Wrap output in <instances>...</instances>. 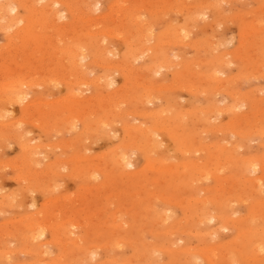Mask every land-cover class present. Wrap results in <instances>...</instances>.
Masks as SVG:
<instances>
[{"label":"rangeland","instance_id":"rangeland-1","mask_svg":"<svg viewBox=\"0 0 264 264\" xmlns=\"http://www.w3.org/2000/svg\"><path fill=\"white\" fill-rule=\"evenodd\" d=\"M107 1L108 0H95L97 4L94 3L93 7L95 9L99 8L96 13H94L95 17L106 12ZM180 1V3L172 4L170 7L160 11V13L157 14V19L159 21L150 23L151 29H147V31L149 30L148 33L152 35V40L149 39L146 41V46H155L159 42L160 35L164 34L168 29H173L174 27L181 25H184L183 27L187 26L188 24L185 22L182 14L183 11H193V8L195 10L198 6H201L199 7L200 11L205 15L200 17V23H194V25L190 27L191 31H189V37L185 40V43L183 42L184 45L179 43L168 44L169 42H166L164 35V39L160 43V50L167 54L171 59L174 58L173 61H175V63H177V60L173 56L181 54L183 61L190 64L192 74L185 79L175 80L173 75L174 69L170 68L163 70L159 75H155V78L152 77L153 83H155V91L153 92L154 98L153 102L147 103L146 110L149 114L156 113L160 107H164L163 101L160 97L169 96L174 98L179 110L185 112H188V110L189 112H199L201 110L200 112H203L202 110L208 109L210 111H204L209 115V119L210 114L211 116L213 115L210 119V125L213 128L210 131L206 129L202 122L197 124L193 122L191 115H188L183 119V126L186 127V129L195 131L198 134L197 140L201 146L208 147V150L193 154L188 153V156L186 155L187 161L201 163L210 162L211 160L208 154L217 153L216 147L218 144L232 150L237 157L239 156V158L245 160L246 158L248 159L253 156H264V138L259 135V129H264V113L262 112V110L264 111V0ZM181 4H183V6L185 5V7ZM203 4L206 5V7ZM188 5L190 7H188ZM59 9H61V7H59ZM138 14L140 19L144 22H148L149 20L153 21L155 18H152L149 13L143 9L139 11ZM246 24L252 27V31H250L247 36V38L249 37L248 41L250 42V40H253L254 42V45L248 49L243 45L244 39L242 36L243 29L245 28L244 25ZM253 29H255L254 33ZM4 42L5 38L2 32H0V47ZM107 43L114 46L116 50L118 49V52L122 48L121 41L116 40L115 38L107 40ZM19 57L16 58V62L21 64L23 62V56ZM220 57H222L224 61H227L228 64L225 73L219 75L222 80L227 82V84L225 86L226 88L220 89L219 86L217 87L218 89H216V86L212 85L211 80H205L202 75H204L211 63L219 64L218 58ZM141 60L142 61L138 60V62H134L133 66L139 67L144 61H146V59ZM12 64L10 62L8 65L16 67L15 63ZM37 65L41 68L40 70ZM47 65L48 62L36 64L31 73L27 70L20 71V73L24 74L30 82L32 80H34V82H37V80L41 82L46 79L45 85L44 83H36L38 87L35 86L32 89L25 87L28 89L29 94L31 92L30 95L27 94L28 100H31L33 96H36L37 98H40L37 102H50L52 100L54 102L58 97L65 96V85H51V76L49 75L50 72ZM97 68L98 67H95L91 70L92 72L90 71V76L92 78H98L103 73L102 68ZM114 75L116 82L115 87H118L123 83V78L117 73H114ZM42 77L44 79H42ZM143 82L145 83L146 81H144L143 78H138L137 83L139 85H136L135 87H141ZM83 91L82 94L84 97L90 96L93 93L92 89L88 91L86 87H83ZM232 97L237 98L240 102L243 101L246 102V104L249 103L240 110L242 113L240 111H236L235 115L228 114V112L226 113L224 107L231 104ZM38 104L39 103L36 105ZM23 105L25 104L23 103ZM21 107L22 105H15L13 106V109L11 107L9 110H12V115L16 122H22V129L28 132L27 138L32 141L30 143L41 144L45 149L44 154L39 155L37 159L43 160L44 155H48V160H43L40 163L37 162L36 164H39H35L32 169L33 171H31L32 173L21 172L19 168L15 170L12 168L13 165L19 167L22 159L19 144L13 138H10L6 142L0 141V187L5 190L4 193L6 192L8 194L10 192L14 194L18 200H21V205H24L21 207L19 205H15L14 207H8L7 205L1 206L3 207V212H0V264H31L30 262L33 260L36 262L34 263L33 261V264H44L43 262H49V264H71L72 262V264H74L73 258L79 252L73 251L71 244L65 240L64 232L63 235L58 236V238L61 239L58 243L57 241H54L50 230L47 231L46 237L42 238L40 241L43 243L50 239L51 242L49 243L48 241V243H46L47 245L43 246L44 248H42V250L44 249V252L42 251L40 254L37 252L33 254L22 251L28 243L24 240L22 235L21 229L23 224L21 223V220L35 214L39 209H41V212H48L50 210L52 212L51 214H53L52 220H57V218L62 217L67 211L68 213L66 214L68 218L63 216L62 221L67 220L65 222L72 221V223H79L77 227H71L69 226L70 224L68 227L71 232L75 231L76 236L79 235L80 238L84 240L81 242L82 246L84 245L86 248V246L91 247L93 245H102L103 248H98L100 249V252H98L100 254L96 261H94L96 264L98 262H104L105 264V260L110 263L115 260L114 258L132 259L131 257L134 256V251L127 243L129 241H136L140 246H143L144 244L156 246L162 244L163 246H168L170 242H167V239L169 238L172 240L173 248H175V250H178L177 248H180V246H187V248L214 246L211 249L216 248V250L219 251L215 255L217 256L216 262L218 264H229L227 258L225 261L226 256L230 257L229 262L232 264H257L258 259L253 260V258H251V252L241 254V243L244 240L237 238V228L242 232L246 231V228H254V230L260 233L263 239L259 240L260 242H257V246H260V250L263 249V251L261 250L262 255L259 256V261L264 259V246H262L264 245V178L262 181L259 180L264 176V173L261 172V170L258 169L256 173L254 172L251 175L253 179L257 178L256 180H259V183L262 182L258 189L253 188L250 183H246L245 180L239 176L237 172V163L227 164L224 161H222L223 163L220 165H223L224 163L226 165L221 167L218 175L221 176L222 174L221 177L228 178L226 179L227 181L221 180L222 182L218 183L213 179H209L203 180L205 182L202 180V182L198 181V184L194 183L192 187L196 188V186H200L199 189L202 190L200 193L197 191L199 197L197 202H193L195 207L202 208L204 205L203 202L207 199V201L211 202L209 209L212 214L219 215L222 208L233 220L232 223H229L230 229H225L219 220H216L217 222L208 221L205 225L206 228L204 227L205 229L203 228L204 230L201 232L202 228L199 226L197 227L194 222L195 215H192V211L194 210L190 209L184 211L183 207L177 205L178 202L186 203V201L189 200L188 197L191 194L192 187L187 186V184L185 185V183L178 185L176 188H169L162 179L159 180L158 184L152 183L157 177V174L153 173L152 170L140 174L139 177H136L129 182H123L119 179H115L114 182L113 178L110 177L109 179H106L103 176H100L97 180L92 179L90 181L84 178L85 169L89 167L90 164L101 163L104 167L106 166V170L110 172V168L104 163V160H108L109 154L119 145L124 137L122 131L123 127L120 123L114 128L115 132L111 133V139H96L91 137L75 148L76 145L73 140L74 131L64 130L62 132H45L43 131V128H40L42 127L40 124L44 122H40V120L37 119L38 117H36V113L24 117L21 114ZM37 107L38 106L34 105L32 111H36ZM47 107L48 106H46V108ZM224 110L225 112H223ZM236 114H245V118L242 116L237 120ZM21 116H23V118ZM136 116L137 115H131L128 119L136 124L140 121L148 124L151 121L150 118L143 119L142 117H140L141 120L138 121L135 120V118H137ZM21 118L22 120H16ZM35 122L38 123L36 124L38 127L33 125ZM236 134L239 136H236ZM160 139L163 141V147L161 150L164 151L168 148L169 144L171 145V141L164 135H162ZM43 144H50V146L46 145L45 148V145ZM126 151L131 154L132 150L127 148ZM76 152L80 155L86 153L85 157H89V160H83L82 157L81 160L70 162L69 166L64 165V167H60L56 172L57 175L52 174L51 167H49L51 163L55 160L61 161L62 159L61 165H63L65 162L64 160H70L74 157ZM135 153L136 154L130 155V157L132 156L131 159L134 166H131L128 171L132 170V172H135L143 164L142 154L139 152ZM162 155L163 154L159 150L153 154V158L158 160ZM220 155L221 153L219 152L218 156ZM181 159L182 156L178 155L175 151H170L167 155L168 164L179 165V163L182 162ZM47 162L51 163L49 164ZM8 163L9 167L7 165ZM74 167L80 169L79 174H73L72 171ZM18 175L21 179H16V176L18 177ZM221 184H223V188L220 189ZM81 186L82 188H80ZM28 187H38V190L33 193L29 192L24 194V190ZM167 190H170L177 199L173 201L172 199L167 198ZM50 198L56 200V202H52L53 200ZM54 198H58V200ZM47 199H50L51 201L48 200V203H46ZM45 203L47 204L46 208H44ZM149 205H151L150 209ZM163 209H171L175 212L177 224H173V219L172 221L169 220L167 224L164 223L162 226H159L158 223L155 224L152 222L153 211ZM73 211L77 212L76 215H73V213L71 214ZM94 211L95 213H93ZM42 215L44 216V214ZM25 216L26 218H24ZM112 216H116L117 223L121 222L122 225L125 224L124 226L126 228L121 230L120 234L122 235V238L125 239L127 245L123 244L117 248L112 246L113 230L110 226ZM252 216L255 217L253 218ZM18 219L20 220L18 221ZM46 221L49 223L48 219ZM231 224L232 227H230ZM242 227H245V229H241ZM196 228H198V230ZM217 228L219 232L217 231ZM173 230L174 233L176 232L175 234L172 232ZM210 231L211 233L213 232L214 240L212 237H209L210 239L208 238V233L210 234ZM166 233L169 234L167 235ZM2 234L3 236H1ZM200 235L203 237L202 239L199 238ZM236 239L239 240L237 241ZM65 244H67V246ZM106 245H110L111 249L109 248V251L105 248ZM19 249L22 250L19 251ZM104 249L106 251H104ZM10 250L11 253L15 250V253L12 255L11 253L9 254ZM176 254L170 258L161 255H158V257L162 259L161 261L164 264L168 261L170 262V260L172 264H183L186 259L184 254L181 256ZM155 256H157V254ZM61 257L63 258L61 259ZM109 257H113L111 258V261ZM38 259H40V261H38ZM222 260H224V262H221ZM199 264L208 263L202 262L201 260Z\"/></svg>","mask_w":264,"mask_h":264},{"label":"bare ground","instance_id":"bare-ground-1","mask_svg":"<svg viewBox=\"0 0 264 264\" xmlns=\"http://www.w3.org/2000/svg\"><path fill=\"white\" fill-rule=\"evenodd\" d=\"M179 1L108 0L106 12L95 17L94 13H96L97 9H99H95L93 7L94 3L97 4L95 0H0V32H2L5 38L4 44L0 47V141L6 142L10 138H13L19 144V149L22 153L21 164L19 167L13 165V169L16 170L19 168L21 172L32 173L31 171H33L32 169L37 162L40 163L43 160H48V155H44L43 160L37 159L39 155L44 154L45 149L41 144L30 143L32 141L27 138L28 132L22 129V122H16L15 118H13L12 110H9L11 107L13 109V106L15 105H22L21 114L24 117H27L36 113L35 115L38 117L37 119H39L40 122H44L40 124L42 125L40 128H43V131L48 133L52 131L62 132L64 130L74 131L73 140L75 141V148L80 144H83L84 141L91 137L109 140L112 137L111 133L115 132L114 128L116 125L119 123L122 125L124 137L119 145H115L117 147L110 154L108 153V160H104V163L110 168V172L107 171V167H104L101 163L93 165L90 164L84 172V178L88 181L92 179L97 180L100 176H103L106 179H109L110 177L113 178L114 182L115 179L122 180L123 182H129L130 180L139 177L140 174H144L147 171L149 172L152 170L153 173L157 174V177L152 181V183L158 184L159 180L162 179L169 188H176L178 185L183 183L192 187L194 183L198 184L203 180L213 179L218 183H221V180L227 181L226 179L228 178L221 177L222 174L221 176L218 175L221 167L226 165L225 163H237V172L239 176L243 178L246 183H250L253 188H259V185H261L260 183H262H259V180L262 181L264 176L259 180H256L257 178L253 179L251 175L254 172L256 173L258 169L264 173V156H253L248 159L246 158L245 160L239 158V156L237 157L234 154L235 152H232V150L218 144L216 147L217 153L208 154L211 160L210 162L201 163L186 160V155L188 153L193 154L203 150H208V147H204L203 145L201 146L197 140L198 134L195 131L186 129V127L183 126V119L184 117L191 115L193 122L196 124L202 122L206 129L210 131L213 128L210 125V119L213 115L211 116L210 114L209 119V115L204 112H210L208 109L202 110L203 112H200L201 110H198L199 112L196 110V112H189V110L188 112H185L179 110L174 98L161 96L160 98L163 101L164 107H160L156 113L151 112L152 114H149L146 110L147 103L153 102L154 98L153 92L155 91V83H153L152 77L159 75L163 70L170 68L174 69L173 75L175 80L185 79L192 74L190 64L183 61L181 54L173 56L177 60V63H175V61H173L174 58L171 59L167 56V54L160 50V43L165 38L166 42H169L168 44L179 43L184 45L185 40L189 37V31H191L190 27L194 25V23L196 24L199 22L202 15H205L200 11L199 7L201 6H198L195 10L193 8V11H183L181 8L184 20L188 25L185 27H183L184 25H181L174 27L173 29H168L164 34L160 35L159 42L155 46H146V41L149 39L152 40V35L148 33L151 29L150 23L159 21L157 19V14L170 7L172 4L181 2ZM181 5L183 6V4ZM58 6L61 7V9H59ZM204 6L206 7V5ZM183 7H185V5ZM188 7L190 6L188 5ZM142 9L146 10L152 18L155 17L154 20L144 22L140 19L138 12ZM244 27L245 28L242 33L244 39L243 45L248 49L254 45L253 40H250L249 42V37L247 38L249 32L252 31V27L248 24L244 25ZM147 29L149 30L147 31ZM254 32L255 29H253V33ZM112 38L121 41L122 48L119 52L117 51L118 49L116 50L114 46L107 43V40H112ZM19 56H23V62L21 64L16 62V58ZM141 59H146V61H144L139 67H134V62H138V60L142 61ZM8 62H11V64L15 63L16 67L8 65ZM47 62V67L50 72L49 75L51 76V85H65V96L58 97L55 100L56 102H53V100L50 102H37L40 98H37L36 96H33L31 100H28L27 94H29V91L26 88L32 89L35 86L38 87L36 83H44L45 85L46 79L41 82H39V80H37V82H34V80L30 82L24 74L20 73V71L27 70L31 73L36 64ZM218 62L219 64L211 63L202 77L205 80H211L212 85L216 86V89H218L217 87L219 86L220 89L226 88L225 86L227 82L222 80L219 75L225 73L228 64L222 57L218 58ZM37 67L39 66L37 65ZM95 67H100L103 71L101 76L98 78L96 76V78H92L90 76L92 72L91 70ZM40 69L41 68L39 67V70ZM114 73H117L123 78V83L118 87H115L116 82L114 79ZM138 78H143L144 81H146L145 83H142L141 87H135L136 85H139L137 83ZM42 79L44 78L42 77ZM83 87H86L88 91L92 89V95L84 97L82 94V92H84ZM157 89L160 90L159 88ZM23 103L25 105H23ZM37 103L39 104L36 105ZM248 104L243 101L240 102L237 98L232 97L231 104L224 107V109L226 110V113L228 112V114L235 115L236 111H240ZM34 105L38 106L36 111H32ZM46 106L48 107L46 108ZM225 110L223 112H225ZM262 112L264 113L263 110ZM131 115H137L135 120L138 121L141 120L140 117L143 119L150 118L151 121L148 124L143 121L136 124L128 119ZM244 115L245 114H236L237 120L242 116L245 118ZM23 116L21 117L23 118ZM22 118L16 120H22ZM25 122L28 123L27 121ZM36 124L38 123L35 122L33 125L38 127ZM259 132V135L264 138V129H259ZM162 135L166 136L171 141V145L169 144L168 148L164 151L161 150L163 147V141L160 137ZM236 136L239 135L236 134ZM43 145H45V148L46 145L50 146V144ZM127 148L132 150L131 154L126 151ZM159 150L163 155L158 160H155L153 158V154ZM172 150L182 156V162L179 163V165L168 164L167 155L170 151L173 152ZM135 152L142 154L143 164L135 172H132V170H130V172L128 170L131 166H134L131 159L132 156L130 157V155L136 154ZM219 152L221 153L220 156H218ZM85 155L86 153L80 155L76 152L74 157L70 160L65 159L63 165H61L62 159L61 161L55 160L53 163L50 162L51 164L49 162L47 163L50 164L49 167H51L52 174L57 175L56 172L58 169L60 167H64V165L69 166L70 162L81 160L82 157L83 160L86 159V161H88L89 157L86 158ZM222 161L225 163L220 165L223 163ZM7 165L9 167V163ZM76 168L77 167H74L72 171L74 175L79 174L80 172V169ZM19 175L18 177L16 176V179H21ZM80 188H82V186ZM199 188L200 186H196V188L192 187L191 194L188 197L189 200H187L186 203L178 202L177 205L183 207L184 211H188L190 209L194 210L192 211V215H195L194 222L197 227L199 226L202 228L201 232H203L206 228L205 225L208 221L215 222L216 220H219L225 229H230L229 223H232L233 220L227 212H224V209L221 208L219 215L212 214L209 209L211 202L207 201V199L203 202L204 205L202 208L195 207L193 202H197L199 197L197 195V191L198 193L202 191ZM221 188H223V184H221L220 189ZM37 190L38 187H28L23 193H33ZM4 191L5 190L0 187V212H3V207L1 206L4 205H7L8 207H14L15 205H19L20 207L24 206L21 205V200H18L14 194L10 192V194H7L6 192L4 193ZM166 195L168 196L167 198L172 199L173 201L177 199L170 190H167ZM50 199H47L46 203H48L47 201ZM54 199L58 200V198ZM54 201L56 202V200H53L52 202ZM46 203L44 204V208L47 206ZM150 208L151 205H149V209ZM51 213L52 212L50 210L48 212H41V209H39L35 214H29L31 216L28 218H26V215L24 217L26 219L21 220V223L23 224L21 229L22 235L24 240L28 243L24 250H21L27 253L34 254L37 252L40 254L44 250H42V248H44L43 246H46L48 241L49 243L51 242L50 239L43 243L40 241L42 238L46 237L47 231L50 230L54 241H57L58 243L61 240L58 236L63 235L64 232L65 240L71 244L73 251L79 252L73 258L74 264H96L94 261H96L100 254L98 253L100 252V249L98 248H101L102 245H93L91 247L86 246L85 248L84 245H81V242L84 240L80 238L79 235L76 236L75 231L71 232L68 227L69 224L71 227H77L79 223H72V221L65 222L67 220L62 221L63 216L68 218L66 214L68 213L67 211L62 217L57 218V220H52L53 214ZM72 213L73 215H76L77 212L73 211L71 214ZM93 213H95V211ZM42 214H44V216ZM252 217L254 218L255 216ZM176 218L175 212L171 209H163L153 211L152 222L155 224L158 223L159 226H162L164 223L167 224L169 220L172 221L173 219V224L175 225L177 224ZM47 219L49 220V223L46 221ZM116 219V216H112L110 226L113 230L112 246L117 248L120 245L127 244L125 243V239L122 238V235L120 234V231L126 228L124 226L125 224L122 225L121 222L117 223ZM19 220L20 219H18V221ZM230 227H232V224ZM196 229L198 230V228ZM241 229H245V227H242ZM172 232L174 233V230ZM236 232L237 238L244 240L241 243V254L251 252V258H253V260L258 259L257 264H264V259L259 261V256L262 255L263 249H261V251L260 246H257V242L263 239L260 233L254 230V228H246V231L243 232L237 228ZM1 236H3V234ZM209 237L213 238V232L211 233L210 231V234L208 233V238ZM199 238L202 239L203 237L200 235ZM180 239L183 240L182 238ZM167 240V242H170L168 246H163L162 244L158 246L145 244L140 246V244L136 241H129L127 243L134 251V256L131 257L132 259L114 258L115 260L111 261V258L113 257H109L111 262L109 263L105 260V264H164L158 255L170 258L176 253V255L179 256L184 254V257H186L183 264H199L201 260L202 262H206L208 264H218L216 262L217 256L215 255L219 251H217L216 248L211 249L214 246H206L204 248H187V246H180V248H177L178 250H175V248H173L172 240L170 238ZM65 245L67 246V244ZM105 248L109 251L110 245H106ZM21 250L19 249V251ZM14 251L13 253H15ZM104 251L106 250L104 249ZM10 253L11 250L9 254ZM13 253H11V255ZM156 254L157 256H155ZM62 258L63 257H61V259ZM226 258L228 263L232 264L229 262L230 257L226 256L225 261ZM38 261H40V259H38ZM32 262L30 263L33 264ZM221 262H224V260ZM34 263L36 262L34 261ZM43 263L49 264V262ZM97 264H104V262H98ZM165 264H172L171 260Z\"/></svg>","mask_w":264,"mask_h":264}]
</instances>
